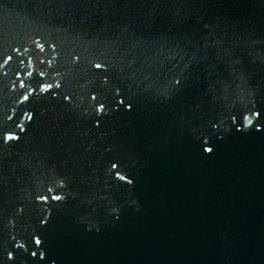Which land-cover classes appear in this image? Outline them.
I'll return each mask as SVG.
<instances>
[{"label":"water","instance_id":"1","mask_svg":"<svg viewBox=\"0 0 264 264\" xmlns=\"http://www.w3.org/2000/svg\"><path fill=\"white\" fill-rule=\"evenodd\" d=\"M0 264H264V0H0Z\"/></svg>","mask_w":264,"mask_h":264},{"label":"snow or ice","instance_id":"2","mask_svg":"<svg viewBox=\"0 0 264 264\" xmlns=\"http://www.w3.org/2000/svg\"><path fill=\"white\" fill-rule=\"evenodd\" d=\"M97 67L99 68V67H100V65L98 64V65H97ZM8 138H9V139H12V137H8ZM208 151H209V152H211V151H212V149H208Z\"/></svg>","mask_w":264,"mask_h":264}]
</instances>
